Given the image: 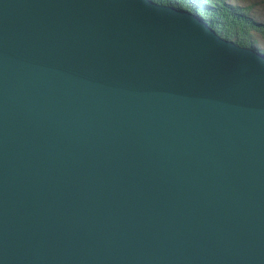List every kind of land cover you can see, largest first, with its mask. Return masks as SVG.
I'll use <instances>...</instances> for the list:
<instances>
[{"label": "water", "instance_id": "95a60500", "mask_svg": "<svg viewBox=\"0 0 264 264\" xmlns=\"http://www.w3.org/2000/svg\"><path fill=\"white\" fill-rule=\"evenodd\" d=\"M150 0H0V264H264V55Z\"/></svg>", "mask_w": 264, "mask_h": 264}, {"label": "rangeland", "instance_id": "374dc122", "mask_svg": "<svg viewBox=\"0 0 264 264\" xmlns=\"http://www.w3.org/2000/svg\"><path fill=\"white\" fill-rule=\"evenodd\" d=\"M150 1L158 5L170 6L181 11H188L191 14H195L200 17L210 29H215L217 34L229 40H234L237 43L239 37L247 43H244L243 46L256 48L258 53L264 55V0H230L226 3H222L220 6H211L207 0ZM211 9L214 11H211ZM212 12L216 14L218 12L220 15L215 16ZM221 14L225 16H221ZM236 20L242 21L243 28L248 30L247 34L237 29L236 26L233 28L232 22ZM235 24L237 25V23ZM227 25H231L229 27L231 34L228 31H224Z\"/></svg>", "mask_w": 264, "mask_h": 264}, {"label": "trees", "instance_id": "16d2710c", "mask_svg": "<svg viewBox=\"0 0 264 264\" xmlns=\"http://www.w3.org/2000/svg\"><path fill=\"white\" fill-rule=\"evenodd\" d=\"M162 2H164V0H161ZM228 1H230V0H214V1H212V0H207V2H209V4L211 5V6H214V5H217V6H220L222 3H226V2H228ZM219 2H221V3H219ZM211 11H214V10H212L211 9ZM218 11V10H217ZM212 14H214L215 16H219L220 15V13L218 14V12H217V14L215 13V12H212ZM223 14H221V16H222ZM223 16H225V15H223ZM235 23H237V25L235 24ZM232 24H233V28H234V26H236L237 27V29H239V30H242V31H244L245 32V34H247L248 32V30H245V28H243V23H242V21L241 20H236L235 22H232ZM231 25H227L226 27H225V30L224 31H228L229 33H230V29H229V27H230ZM223 34V33H222ZM231 34V33H230ZM238 43H240L241 45H243L244 43L245 44H247L243 39H241V38H239L238 37Z\"/></svg>", "mask_w": 264, "mask_h": 264}, {"label": "bare ground", "instance_id": "6f19581e", "mask_svg": "<svg viewBox=\"0 0 264 264\" xmlns=\"http://www.w3.org/2000/svg\"><path fill=\"white\" fill-rule=\"evenodd\" d=\"M155 1V0H154ZM178 10V9H177ZM178 11H181V10H178ZM185 12H188V11H185ZM190 13V12H189ZM193 15H195V14H193ZM210 25V24H209ZM212 30H214L215 31V29H212ZM217 32V31H216ZM223 37V36H222ZM251 47V46H250ZM255 49V48H254ZM259 50V49H258Z\"/></svg>", "mask_w": 264, "mask_h": 264}]
</instances>
